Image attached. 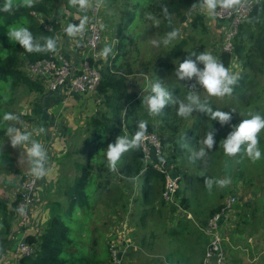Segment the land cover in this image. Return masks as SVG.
Here are the masks:
<instances>
[{
    "label": "rangeland",
    "instance_id": "rangeland-1",
    "mask_svg": "<svg viewBox=\"0 0 264 264\" xmlns=\"http://www.w3.org/2000/svg\"><path fill=\"white\" fill-rule=\"evenodd\" d=\"M0 1L4 3V0ZM38 1L44 0H36ZM46 1L48 5L53 6V10L44 16L39 14L38 18L43 27L49 29L52 37L57 40V49L71 54L72 51L69 49L71 38L66 35L64 29L70 23L79 22L81 17L92 18L94 4L86 12L79 14L78 8L72 6L69 0ZM107 2L108 0H105V4L99 7L97 16L102 31L99 53L106 45L114 49V23L118 20L121 11L118 7L107 8ZM196 11L203 15L207 27V33L203 38L198 32L191 36L189 29L186 28L187 23L184 22L178 27L181 30L179 39L167 47L163 44L155 46L152 41H160L167 30L160 24H155L153 20L147 19L146 12L130 29V34L136 37V41L135 45H132L128 61L135 72L128 76V90L137 93L141 100L143 96L149 94L151 84L159 80L156 78V73L151 77L138 72L142 66H145L142 63L157 58L156 53L159 51L162 53L171 50L175 42L186 40L187 47L181 55L185 58L192 52V45L203 44L205 51L211 52L220 60L228 23L201 10L199 6L193 13ZM250 31H253L254 38L257 37L258 28L251 27L248 32ZM261 37L264 49V32ZM236 41L237 34L233 40L234 48ZM254 42L246 40V48ZM78 53L73 52L72 57L76 58ZM99 59L107 61L108 57L105 58L100 54L97 60ZM25 65L26 63L22 67L23 70ZM177 67L176 63L172 74L160 82L167 87L166 81L172 80L173 77L178 83H183L177 96L183 99L187 95L188 84L193 83L194 80H177L174 73ZM199 67L202 68L201 65ZM227 68L238 76L243 73L242 61L234 53ZM257 68H260L261 72H258ZM247 77L250 80L244 87L242 97L236 86L230 96L222 98L207 97L203 89L197 86L196 90L200 91L202 100L221 103L225 108L236 111L235 118L224 126V130L220 133H215L208 125V119L202 114L198 121V110H194L187 119L176 118V108L169 103L166 108L170 113L168 116L172 120L171 125L179 131L174 138L167 135L166 130L159 128L161 114L150 116L147 106L143 104L144 115L147 113L145 120L154 127L153 133L159 137L162 145L161 155L153 162L158 169L172 168L179 175V186L180 189H184L188 206L183 209L184 211L173 212L167 204L169 202L166 206L158 203L161 186L159 181L154 183L151 194L156 200L149 204H141L140 189L145 177H142V173L132 172L129 176L119 171L125 164L135 167L131 153L128 151L122 155L117 165L118 170L109 172L108 185L95 190L89 211L72 210L62 216L64 224L69 225L74 239V243L66 247L68 251L65 255L66 264H202L207 239L199 231L190 230L193 223L190 221L192 219L206 221L210 217L208 214L211 208L225 202L230 195H234L237 202L229 211L222 226L225 264H264V155L253 163L243 153L234 157L225 156L219 146L221 139L226 138L232 130L233 123H237L236 117L247 118L246 115L241 116L239 113L244 114L251 110L264 115V58L263 63L258 60L254 62ZM6 98V109L20 118L17 126L22 131L32 132V138L41 142L48 153L47 174L44 178L37 179L30 222H22L21 218L15 215L10 234L5 240L0 236V264H21L22 256L17 251V245L23 233L38 236L52 215L68 208V200L61 188H64L68 182H73L75 178L73 170L69 171L73 156L71 151L78 148L86 120L92 115L99 114L97 104L99 95L96 91L90 94L29 92L21 86L13 94L9 93ZM5 112L0 115V199H6L9 209L12 202L17 201L19 194H22L24 181L30 172L24 150L13 148L10 140L5 136L4 128L16 123L4 121ZM41 127L45 131L38 133L37 130ZM122 127L127 134L125 122ZM211 129L214 131L215 140L213 148L208 151L203 161L191 162L189 160L191 151L202 147L199 141ZM184 143L188 144L185 148L181 147ZM259 148L264 154V143H259ZM202 170L208 177L214 179L227 177L231 183L223 189L214 185L209 192L204 185V177L199 175ZM135 199L138 201L135 202ZM174 201L176 203L178 199ZM17 205L19 204L16 202V207ZM150 205H153L152 209ZM139 209H145V212L141 214ZM181 217L187 221L182 220L185 222L181 221L179 224L177 221ZM25 223L28 224L25 226ZM183 223L187 224L186 227ZM181 225L179 235L172 237L166 233L170 227L175 229ZM8 239H11L12 243H9ZM109 249L113 260L109 256ZM35 255L36 252L33 256Z\"/></svg>",
    "mask_w": 264,
    "mask_h": 264
},
{
    "label": "trees",
    "instance_id": "trees-1",
    "mask_svg": "<svg viewBox=\"0 0 264 264\" xmlns=\"http://www.w3.org/2000/svg\"><path fill=\"white\" fill-rule=\"evenodd\" d=\"M199 0H108L106 6L118 7L120 11L118 20L114 23V38L115 44L112 54L108 56L107 61L103 59L92 60L100 72V81L96 89L99 95L98 110L99 114L90 116L84 125L83 135L79 141L78 148L71 151L72 159L70 160L69 171L73 170L74 181L68 182L61 190L64 192L68 200V208L65 211L58 212L51 216L47 221L44 230L38 236L32 234H25L23 240L36 248L35 256H22L20 258L21 264H66L65 255L68 254L66 247L74 243L71 229L69 225L64 224L62 216L71 212L72 210H81L86 212L92 205L93 196L97 188L108 185L109 170L105 152L109 143H114L119 135L131 136L137 130V121L145 120L147 113L144 115V105L140 96L137 93L128 90V76L135 72L131 63L128 61V56L132 45H135L136 37L130 34V29L137 23L138 18L146 13H151L165 30L170 31L172 28H178L184 22L187 23L186 28L189 29V34L192 36L198 32L199 36L207 33V27L203 20V15L199 12H189L193 4L198 6ZM3 6V1H0V7ZM167 6L171 15V25L164 18L162 8ZM53 10V6L48 5L47 1H38L32 8L20 7L18 10L14 9L12 12L0 11V115L3 112H9L6 108V96L13 94L19 87L23 86L29 92H44L46 89L39 81L31 79L22 69L27 61H35L40 58L48 57L52 52L47 53H28L16 42H11L7 37V28L14 25H23L32 32L37 39L41 36H51V31L44 28L38 15H47ZM83 11H79L82 14ZM83 18V17H81ZM251 27L258 28L257 37L254 38L253 31L248 32ZM264 32V0L256 3L245 20L239 25L237 32V41L233 53L242 61L243 73L238 76L236 89L241 92V97L244 94V87L249 82L248 75L253 68L254 62L258 60L263 63L264 49L262 47L261 34ZM255 41L253 45L246 48L245 41ZM203 44H194L191 46L192 52L204 51ZM187 47L185 39L175 42L172 49L162 53H156L157 58L149 59L146 63H142L140 69L141 73L153 76L156 73V78L159 81H164L165 77L172 74L176 63L183 62L185 57L181 56L182 51ZM231 53L225 51L220 53V61L227 67ZM178 58V60L176 59ZM177 62H174V60ZM194 59V57H193ZM203 67V65H201ZM261 72L260 68L256 69ZM252 78V77H251ZM167 87L170 89L174 97H177L183 83H178L172 77L167 81ZM189 85V84H188ZM54 93V92H47ZM207 102L213 109L223 111H231L232 109L225 108L221 103ZM168 105V104H167ZM167 105L161 112V123L159 128L166 130L167 135L175 138L179 132L176 127L171 125L172 120L169 118ZM203 115L208 119L210 125L215 133H220L224 130V126L218 121L211 120L207 114L198 110L197 116ZM235 113H232V119ZM239 116V115H238ZM175 117L178 118L175 111ZM231 119V120H232ZM238 124L242 119L236 117ZM124 122L128 133H125ZM155 132L154 127L148 122V131ZM229 132V131H228ZM179 134V133H178ZM174 142H176L174 140ZM259 143H264V132L259 133ZM134 168L132 165L125 164L119 171H123L126 175H132V172L142 173L145 177V182L141 185L140 192L141 204H149L156 200L151 194L154 190V183L161 182L160 198L158 203L166 206L170 205L171 211H184L188 206V198L184 193V189H178L174 195V200L169 203L162 198V191L165 185V173L155 167L153 160H157L158 156L153 155L151 162H146L144 155L139 149L130 150ZM159 158V157H158ZM106 167V168H105ZM93 170V171H92ZM106 170V172H104ZM172 174H176L174 170L170 169ZM180 183V181H179ZM19 198V197H18ZM18 201V199H17ZM13 201L10 208L7 209L6 199H0V236L3 240L10 234L12 221L17 216L16 202ZM138 201L135 199V202ZM167 203V204H166ZM223 203L211 208L208 216L213 215L222 207ZM153 205H150V209ZM67 209V210H66ZM143 214L145 209H139ZM143 216V215H142ZM88 217V215H87ZM190 219V218H189ZM182 220L187 221L181 217L177 222L180 224ZM191 220V219H190ZM182 221V222H185ZM205 223L200 219L190 221L191 231L200 232L196 225ZM186 223L183 226L186 227ZM165 227V226H164ZM180 228L170 227L166 232L168 235L175 237L179 235ZM155 235V233H154ZM160 235V233H159ZM9 243L11 239H8ZM109 256L112 259L111 250L109 249ZM113 260V259H112Z\"/></svg>",
    "mask_w": 264,
    "mask_h": 264
},
{
    "label": "clouds",
    "instance_id": "clouds-1",
    "mask_svg": "<svg viewBox=\"0 0 264 264\" xmlns=\"http://www.w3.org/2000/svg\"><path fill=\"white\" fill-rule=\"evenodd\" d=\"M70 4L77 7L79 11L86 12L90 7L95 5L99 8L105 4V0H69ZM36 0H4L3 6L0 11L12 12L14 9L18 10L20 7L32 8ZM242 0H199L198 6L201 10L206 11L210 15H215L216 9H233L241 5ZM197 8L193 4L189 12ZM164 18L171 25V15L167 6L162 8ZM146 18L153 20L155 24L159 21L151 13H146ZM88 17L84 16L78 25L70 23L64 29L66 35L70 38H76L83 35L86 30V23ZM7 37L11 42L18 43L23 50L28 53H55L57 51V40L51 36H41L38 39L33 36L29 28L23 25H14L7 28ZM181 37V30L179 28H172L167 31L160 41L153 40L155 46L163 44L165 47L171 45L174 41ZM113 49L110 45H106L100 54L107 58L112 54ZM194 57V59H193ZM178 67L174 73L179 81H193L187 86V95L180 99L174 97L170 89L164 86L159 80L151 84L150 92L148 95L143 96L142 103L147 106L148 114L150 116H158L161 114L162 109L167 104H172L176 108V115L181 118L187 119L190 117L194 110H199L213 120L218 121L222 126L229 124L232 119V113L236 112L234 109L231 111H223L213 109L207 100H202L200 91H197V86L203 89L207 97L222 98L230 96L237 84L238 75L233 74L229 68L215 57L211 52H190V55L177 63ZM203 65V67H199ZM246 115L238 124L232 126V130L228 133L226 138L221 139L220 149H222L225 156L234 157L237 154L243 153L253 163L260 160L262 152L259 148V133L264 130V115L259 112L248 111L241 114ZM3 120L8 122H16L9 124L5 130V136L10 140L13 148H22L26 156V163L29 165L30 175L36 179L44 178L47 174L46 164L48 161V153L44 145L36 139L32 138L33 133L27 130H21L17 124L20 121L19 116L5 112ZM38 133H43L44 128H39ZM148 131V121H137V130L131 135H119L116 137L114 143H109L106 148L105 157L107 167L110 172H116L117 165L120 162L122 155L132 149H139L146 138ZM202 145L198 150L193 149L189 155V160L195 162L196 160H204L215 144L214 131L209 130L204 138L199 141ZM188 144L184 143L181 147L185 148ZM163 161V158H161ZM200 177H204V185L209 192L213 186L218 188H225L231 180L225 178H211L205 175V171L200 172ZM129 179H135L129 177ZM23 213V209H19Z\"/></svg>",
    "mask_w": 264,
    "mask_h": 264
},
{
    "label": "built area",
    "instance_id": "built-area-1",
    "mask_svg": "<svg viewBox=\"0 0 264 264\" xmlns=\"http://www.w3.org/2000/svg\"><path fill=\"white\" fill-rule=\"evenodd\" d=\"M260 0H242L241 5L233 9L217 8L214 17L220 21L228 23V30L222 44L223 51L233 53V40L238 32L239 25L247 18L254 5ZM99 8L93 7L92 18L87 20L86 30L82 37L73 39L70 51L67 54L62 50L51 53L48 57L35 61H27L24 67L25 73L33 80L42 83L47 92H67L77 94H90L95 92L100 81L98 68L91 63L90 59L97 60L100 56L98 52L102 40L101 25L98 20ZM79 52L76 58L72 57L73 52ZM231 53V54H232ZM159 137L153 132H147L142 143L141 151L146 162H151L153 155L160 156L162 153ZM157 165L155 164V167ZM157 168V167H156ZM158 169V168H157ZM171 168L162 169L165 173V185L162 191V198L166 202L174 199V195L179 186V175L172 174ZM37 186V179L28 175L22 187V194H19L17 203V215L22 222L29 221L33 204V194ZM237 198L230 195L222 207L213 213L202 225H196L207 239V245L202 264H225L226 253L222 247L224 240L222 236V226L226 222V216L236 204ZM23 209V213L19 209ZM28 222V223H29ZM28 223H25L26 226ZM21 237L17 245V251L21 256H33L36 248L23 240ZM115 249V248H114ZM111 250V249H110ZM112 255V252H111ZM113 259V258H112Z\"/></svg>",
    "mask_w": 264,
    "mask_h": 264
},
{
    "label": "crops",
    "instance_id": "crops-1",
    "mask_svg": "<svg viewBox=\"0 0 264 264\" xmlns=\"http://www.w3.org/2000/svg\"><path fill=\"white\" fill-rule=\"evenodd\" d=\"M80 23V21L79 22H73V24H75V25H78ZM66 28V27H65ZM72 43H73V39H71L70 40V47H69V49L71 48V45H72ZM57 50H59V49H57ZM46 92V91H45ZM49 94H51V93H49ZM74 94V93H73ZM74 101V100H73ZM20 234V233H19Z\"/></svg>",
    "mask_w": 264,
    "mask_h": 264
}]
</instances>
